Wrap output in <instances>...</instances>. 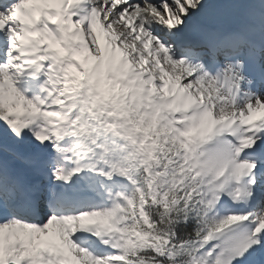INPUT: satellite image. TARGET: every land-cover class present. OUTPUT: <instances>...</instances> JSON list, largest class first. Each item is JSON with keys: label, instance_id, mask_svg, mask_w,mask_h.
I'll use <instances>...</instances> for the list:
<instances>
[{"label": "snow or ice", "instance_id": "1", "mask_svg": "<svg viewBox=\"0 0 264 264\" xmlns=\"http://www.w3.org/2000/svg\"><path fill=\"white\" fill-rule=\"evenodd\" d=\"M0 264H264V0H0Z\"/></svg>", "mask_w": 264, "mask_h": 264}]
</instances>
